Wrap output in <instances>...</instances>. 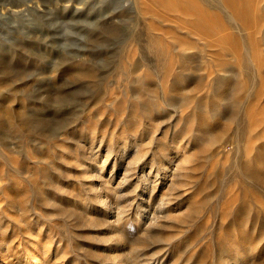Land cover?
<instances>
[{
  "label": "rangeland",
  "instance_id": "rangeland-1",
  "mask_svg": "<svg viewBox=\"0 0 264 264\" xmlns=\"http://www.w3.org/2000/svg\"><path fill=\"white\" fill-rule=\"evenodd\" d=\"M226 1L0 0V264H264V0Z\"/></svg>",
  "mask_w": 264,
  "mask_h": 264
},
{
  "label": "bare ground",
  "instance_id": "bare-ground-1",
  "mask_svg": "<svg viewBox=\"0 0 264 264\" xmlns=\"http://www.w3.org/2000/svg\"><path fill=\"white\" fill-rule=\"evenodd\" d=\"M180 1V0H179ZM262 3V2H261ZM227 8L229 9V11L231 12L232 15H234V19L235 18H242L244 16H249L252 15V19L251 20H254V22L256 21V13H255V8L251 9V8H248V7H244V0H227L225 2ZM246 5V4H245ZM192 6V5H191ZM190 6V7H191ZM260 6V5H259ZM187 8V7H185ZM225 10V8H224ZM187 11V10H186ZM189 11V10H188ZM187 11V12H188ZM196 12V11H195ZM190 13V12H189ZM198 13V12H196ZM184 14V13H183ZM186 15V14H185ZM192 16V15H191ZM232 17V16H231ZM233 18V17H232ZM202 20V19H201ZM205 20V19H203ZM233 20V19H232ZM245 22L244 23H247L249 22L250 18H244ZM193 25V24H192ZM256 25V24H255ZM256 28V27H255ZM203 29V28H202ZM206 30V29H205ZM203 31V30H202ZM201 32V31H200ZM256 36V35H255ZM234 44V43H233ZM233 92V91H232ZM229 97V96H228ZM93 221V220H92Z\"/></svg>",
  "mask_w": 264,
  "mask_h": 264
}]
</instances>
